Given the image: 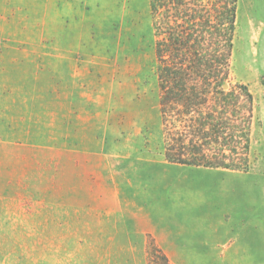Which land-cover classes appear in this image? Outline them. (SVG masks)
Returning a JSON list of instances; mask_svg holds the SVG:
<instances>
[{
    "label": "rangeland",
    "instance_id": "374dc122",
    "mask_svg": "<svg viewBox=\"0 0 264 264\" xmlns=\"http://www.w3.org/2000/svg\"><path fill=\"white\" fill-rule=\"evenodd\" d=\"M0 41V264H152L173 235L206 246L172 264H264V0L233 39L247 172L164 159L150 0H0Z\"/></svg>",
    "mask_w": 264,
    "mask_h": 264
},
{
    "label": "trees",
    "instance_id": "16d2710c",
    "mask_svg": "<svg viewBox=\"0 0 264 264\" xmlns=\"http://www.w3.org/2000/svg\"><path fill=\"white\" fill-rule=\"evenodd\" d=\"M239 0H150L164 159L247 172L255 97L232 81ZM150 262L172 264L154 238Z\"/></svg>",
    "mask_w": 264,
    "mask_h": 264
},
{
    "label": "crops",
    "instance_id": "0c3cea01",
    "mask_svg": "<svg viewBox=\"0 0 264 264\" xmlns=\"http://www.w3.org/2000/svg\"><path fill=\"white\" fill-rule=\"evenodd\" d=\"M41 1H43V0H41ZM0 43H2V41H0ZM3 43H5V42H3ZM196 168H201V167H196ZM100 177L102 179L97 177V179L100 180L98 182V184H103V182H105L108 185L107 187L100 186V189L105 190V188H106V189L110 190L109 195L111 196L112 200H114L115 207L118 208L120 206V202H119L118 189L116 187V184H114L113 181H111L108 177H106V175H103V173H101ZM173 236L169 240H167L164 243V245L163 244H158V245L160 247L164 246V247H168V248H179V249H181L180 250L181 253H193L195 251H193L191 249L206 246V242L203 241V239H200L199 237L182 235L183 237L179 236L175 239H172ZM156 242L159 243V240H156ZM208 244L213 245V242H211V243L209 242ZM177 252H179V251H174V250L164 251V253H166L167 255L177 253ZM199 252L200 251L197 250V253H199Z\"/></svg>",
    "mask_w": 264,
    "mask_h": 264
},
{
    "label": "bare ground",
    "instance_id": "6f19581e",
    "mask_svg": "<svg viewBox=\"0 0 264 264\" xmlns=\"http://www.w3.org/2000/svg\"><path fill=\"white\" fill-rule=\"evenodd\" d=\"M253 37V36H252ZM253 47V46H252ZM256 49V48H255ZM256 52V51H255Z\"/></svg>",
    "mask_w": 264,
    "mask_h": 264
}]
</instances>
